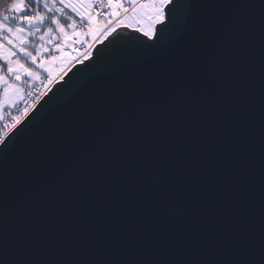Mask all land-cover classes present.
Here are the masks:
<instances>
[{
	"label": "water",
	"instance_id": "obj_1",
	"mask_svg": "<svg viewBox=\"0 0 264 264\" xmlns=\"http://www.w3.org/2000/svg\"><path fill=\"white\" fill-rule=\"evenodd\" d=\"M174 4L0 145V264H264V0Z\"/></svg>",
	"mask_w": 264,
	"mask_h": 264
},
{
	"label": "snow or ice",
	"instance_id": "obj_2",
	"mask_svg": "<svg viewBox=\"0 0 264 264\" xmlns=\"http://www.w3.org/2000/svg\"><path fill=\"white\" fill-rule=\"evenodd\" d=\"M174 0H0V123L8 111L10 123L6 125L15 130L30 115V110L38 104L45 92L35 96L21 86L29 80H39L51 91L56 79H63L68 65L77 57L71 53L44 58L42 52L48 51L43 44L33 43V39L52 42V34L58 33L54 49L62 50L69 44L83 43V38L96 40L101 35L116 31L113 26L125 24L122 15L129 12L136 18L135 30L149 40L161 38L159 30L169 24L175 25ZM171 14V15H170ZM65 21L69 23H65ZM80 27L77 30V24ZM127 26V25H125ZM73 29L71 33L67 29ZM171 29H165V33ZM7 33V35H6ZM37 33L41 35L37 36ZM63 40V45L60 40ZM79 51L73 48V52ZM87 53H84L85 59ZM59 61V67H53ZM29 64L36 65L46 72L35 71ZM32 97L31 104L27 102ZM23 101L25 107L20 108ZM14 110L17 114L13 115ZM6 142L4 129L0 128V145Z\"/></svg>",
	"mask_w": 264,
	"mask_h": 264
},
{
	"label": "rangeland",
	"instance_id": "obj_3",
	"mask_svg": "<svg viewBox=\"0 0 264 264\" xmlns=\"http://www.w3.org/2000/svg\"><path fill=\"white\" fill-rule=\"evenodd\" d=\"M122 19V18H121ZM124 21H127L128 22V25L130 26V25H132V27H134L135 28V26H136V18L132 15V13H130L129 15H127L125 18H124ZM113 24H114V22H113ZM80 26H79V23L77 24V29L79 28ZM67 31L69 32V33H71L72 31H73V29H67ZM6 35H7V33H6ZM53 36H55L54 37V39H53V41L51 42V43H48V39H49V37H48V35H45V37H44V41H41V43L44 45V48L45 49H47L48 51H45V52H42V55L44 56V58H48L50 55L51 56H62L64 53H71V55L72 56H75V57H79L80 56V54H78V53H74L73 52V48L75 47V44L73 45V44H69L68 46H66V47H63L62 48V50H56V49H54V43H56L57 42V37L59 36V34L58 33H55V34H53ZM102 36V35H101ZM83 40H84V42L83 43H78L79 45H81V46H90L91 45V43L94 41L91 37H85V38H83ZM33 42V41H32ZM60 42H61V44L63 45V40H62V38H61V40H60ZM99 42V41H98ZM97 43V42H96ZM100 44V43H99ZM98 44V45H99ZM74 61V60H73ZM72 61V62H73ZM72 62L68 65V67H67V70H66V72L69 70V68H70V66H71V64H72ZM59 65H60V62L59 61H57V62H55V64H53V67H59ZM28 66H33V67H35V71H38V72H40L41 73V77H44V76H46V72H44V71H42V67L41 68H37L36 67V65H34V64H29ZM32 67V68H33ZM34 69V68H33ZM44 75V76H43ZM39 84H41L40 83V81L39 80H29V82L27 83V84H22L21 86L26 90L28 87H35V86H38ZM22 102L23 101H21L20 103H19V105H21L22 104ZM10 111H12V113H13V111L14 110H10ZM8 117V111H6L5 112V119Z\"/></svg>",
	"mask_w": 264,
	"mask_h": 264
},
{
	"label": "built area",
	"instance_id": "obj_4",
	"mask_svg": "<svg viewBox=\"0 0 264 264\" xmlns=\"http://www.w3.org/2000/svg\"><path fill=\"white\" fill-rule=\"evenodd\" d=\"M131 12H129L127 15H129ZM126 16L122 15L121 18H125ZM114 24H116L114 22ZM98 45V42L97 43H94L93 45L91 46H81L79 45L78 43L75 44V47L76 49H78L79 51L75 52V53H78L80 54V56L71 64L69 70L66 72V75L76 66V65H79V64H84L86 61H88L89 59H91L92 55H93V51L95 49V47ZM84 53H87V58L85 59L84 57ZM64 75V77L66 76ZM63 77V78H64ZM63 80V79H62ZM61 79H56L53 81V84L51 85V91L54 87L55 84L59 83L62 81ZM31 93H33V96H35L38 92H45L46 94L41 98V100L38 102V104L42 101V99L49 94L50 91L47 90V88L45 87V85L43 84H39L38 86H35L33 87L31 90H30ZM31 100H32V97H28V100L27 102L29 104H31ZM35 105L31 110H30V114L34 111V109L38 106ZM25 107V103L22 102V104L20 105V108H23ZM13 129H11L9 132L5 133L4 136L7 137V135L12 131Z\"/></svg>",
	"mask_w": 264,
	"mask_h": 264
},
{
	"label": "trees",
	"instance_id": "obj_5",
	"mask_svg": "<svg viewBox=\"0 0 264 264\" xmlns=\"http://www.w3.org/2000/svg\"><path fill=\"white\" fill-rule=\"evenodd\" d=\"M30 2H31V0H30ZM65 23L67 24V23H69V22L65 21ZM79 26H80V25H79ZM77 30H79V28H78ZM36 35L39 36V35H41V33H37ZM54 37H55V36H53V34H52V41H53ZM33 43H35V44H37V45L42 44L41 41H40L39 39H33ZM54 44H55V43H54ZM74 53H75V52H74ZM74 61H75V60H74ZM74 61H73V62H74ZM73 62H72V63H73ZM30 65H31V64H30ZM32 67H33V66H32ZM33 68H34V70H35V67H33ZM43 76H44V75H43ZM32 88H33L32 86H31V87H28V88L26 89V93H27V92H30V90H31ZM19 107H20V105H19ZM12 114H13V115H16L17 113H16L15 111H13ZM10 122H11V121H10L9 117H7L2 123H0V128H3V129H4V134L7 133V132H9V131L11 130V128L6 127V125H8Z\"/></svg>",
	"mask_w": 264,
	"mask_h": 264
},
{
	"label": "crops",
	"instance_id": "obj_6",
	"mask_svg": "<svg viewBox=\"0 0 264 264\" xmlns=\"http://www.w3.org/2000/svg\"><path fill=\"white\" fill-rule=\"evenodd\" d=\"M120 19H121V17H120ZM121 20H124V18H122ZM115 22V21H114ZM116 23V22H115ZM125 25H127V26H125ZM113 26H115L116 27V30L118 29V28H120V27H127L129 30H132V31H134L135 30V28L134 27H132V25H128V22L127 21H125V24H113ZM105 37V35H102V36H100V37H98L96 40H94L92 43H91V45H93L94 43H96V42H98V44L99 43H101L102 42V40H103V38ZM90 45V46H91Z\"/></svg>",
	"mask_w": 264,
	"mask_h": 264
}]
</instances>
